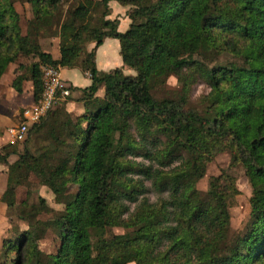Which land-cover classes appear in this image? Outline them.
Instances as JSON below:
<instances>
[{
	"label": "trees",
	"instance_id": "obj_1",
	"mask_svg": "<svg viewBox=\"0 0 264 264\" xmlns=\"http://www.w3.org/2000/svg\"><path fill=\"white\" fill-rule=\"evenodd\" d=\"M17 1L0 0V79L17 64L11 87L21 94L30 81L34 103L43 67L79 70L90 85L70 86L64 107L31 126L22 143L32 147L0 148L9 186L32 174L54 196L77 186L54 218L55 252L43 253L36 234L22 232L4 243L5 264H264V0H24L27 19ZM111 1L128 9L124 33L108 20ZM44 38H58V61L41 50ZM105 39L118 40L122 68L97 70ZM222 55L230 60L203 64ZM170 76L208 86L201 109L183 94L155 97ZM75 91L83 112L73 118L65 105ZM222 153L251 188L237 235L234 179L224 173L204 193L197 188ZM107 225L126 231L102 241Z\"/></svg>",
	"mask_w": 264,
	"mask_h": 264
},
{
	"label": "rangeland",
	"instance_id": "obj_2",
	"mask_svg": "<svg viewBox=\"0 0 264 264\" xmlns=\"http://www.w3.org/2000/svg\"><path fill=\"white\" fill-rule=\"evenodd\" d=\"M23 1L24 0H19L15 2V9L21 17H25L27 19L30 13L28 12V6L26 4H21ZM71 1L72 0H69V2ZM64 10H66V8ZM53 39L54 38H44L40 40V44L41 42L48 43V41ZM87 48L88 50L92 49L93 44L88 45ZM229 58L230 57L228 55H222L220 57L209 56L203 59V64L206 67H213L216 63L222 64L228 62L230 60ZM22 62L25 65H28L31 63V60L22 59ZM16 65L17 64L10 65L6 73L0 79V116H3L6 109L8 108V99H11L10 95L16 93L12 89L11 84L9 86V81L7 80L8 75L11 72L13 74L12 81L15 78L17 71ZM123 72L125 75H134L133 71L126 68L123 69ZM25 75L28 77V73ZM85 76L87 77L88 75ZM27 84L25 85V90L27 88ZM208 92V86L205 85L201 80L193 81L189 77L178 79L176 76H170L166 80L164 86L160 87L158 92H154V95L157 98H178L183 94L186 96L188 104L191 108L201 109L202 101L200 99ZM27 93H23V97L26 96ZM102 94L103 91H99L97 96L102 97ZM71 96V101L67 104L73 102L75 104L73 103L74 105L71 106V110L66 108L67 105H65V110L68 113H71V116L75 118L79 115V113L83 112V103L77 100L80 96L78 92L75 91L71 94ZM66 98L58 102V107L56 108L57 110L64 107L63 102ZM22 112L23 109H20L18 115L12 119L13 125H20L22 122H24V120H21ZM7 129L0 130V148L6 146L10 151H15L18 154H21L23 152L24 146L27 145L32 147L29 142H27V144H23L20 141H15L14 143L11 141V143H7V138H4V132H7ZM2 137L4 139L3 141L1 140ZM43 145L44 143L40 141V143L36 145V151H40ZM15 160L16 157L13 156L9 159V163L14 162ZM136 161L146 163L140 158L136 159ZM3 169L6 170V168ZM224 173L228 174L234 179L237 189V195L231 200L229 208L232 232L237 235L244 228L250 213L251 188L247 178L244 175L243 169L240 166H231L228 154H219L207 164L205 175L197 183V188L204 193L208 188L210 180L214 177H219ZM146 185L149 187L148 183H146ZM76 193L77 186L69 184L68 191L63 196H54L46 186L40 184L36 176L33 174L29 175L28 178L21 180V182L18 184L6 186L5 178H3V175H0V264H5L7 261L4 256V243L15 240L18 237L17 235L21 234L22 232L33 231L38 237V248L43 253L48 255L54 253L58 247L57 230L53 224L54 218L58 213L63 211L67 202L74 199ZM147 197L150 199V201L156 200V196L152 193H148ZM133 208L134 205H130V211H132ZM125 231L126 230L121 227H112L107 225L105 227L102 241H109L114 236L124 234Z\"/></svg>",
	"mask_w": 264,
	"mask_h": 264
},
{
	"label": "crops",
	"instance_id": "obj_3",
	"mask_svg": "<svg viewBox=\"0 0 264 264\" xmlns=\"http://www.w3.org/2000/svg\"><path fill=\"white\" fill-rule=\"evenodd\" d=\"M108 6L110 9L108 20L113 21L116 19L118 21V31L120 33H124L128 29L130 22L126 15L128 9L126 7H122L115 1H111ZM40 46L41 50L44 53L50 54L53 60L58 61L60 59L58 38H54L53 40L48 41V43L41 42ZM95 63L97 70L100 72H109L118 68H122V60L120 57V46L118 40L105 39L102 45L99 46L95 51ZM59 75L64 82H66L73 88L83 89L90 85L89 77H86L85 75L81 74L80 71L76 69H59ZM12 78L13 74L11 72L8 75L7 79L9 81V86L10 84H12ZM26 84L27 88L25 90ZM23 93H27V95L23 97ZM10 98L11 99H8V108L6 109L4 115L0 116V130H6L7 128H10V126L12 127V119L18 115L20 109H23V112L21 113V120H24L23 113L26 110H30L35 105L32 96L31 82L27 81L24 84L23 92L20 95H18V93H13L12 95H10ZM73 103L67 104L66 108L71 110V106L75 104ZM4 133V138H7L6 142L11 143L12 141V143H14L13 139L7 134V132ZM1 140H4L3 137ZM3 168L4 167L1 168L0 166V175H3V178H5L6 186H9L6 179L5 170Z\"/></svg>",
	"mask_w": 264,
	"mask_h": 264
},
{
	"label": "built area",
	"instance_id": "obj_4",
	"mask_svg": "<svg viewBox=\"0 0 264 264\" xmlns=\"http://www.w3.org/2000/svg\"><path fill=\"white\" fill-rule=\"evenodd\" d=\"M42 79L43 94L41 99L30 110L23 113L24 122L22 124L7 129V134L14 142H23L32 125L38 123L60 100L70 96V85L60 78L58 68L43 67Z\"/></svg>",
	"mask_w": 264,
	"mask_h": 264
}]
</instances>
